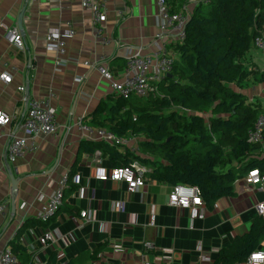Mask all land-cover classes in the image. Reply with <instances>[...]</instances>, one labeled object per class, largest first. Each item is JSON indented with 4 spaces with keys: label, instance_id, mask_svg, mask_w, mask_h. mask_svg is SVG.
Returning <instances> with one entry per match:
<instances>
[{
    "label": "crops",
    "instance_id": "0c3cea01",
    "mask_svg": "<svg viewBox=\"0 0 264 264\" xmlns=\"http://www.w3.org/2000/svg\"><path fill=\"white\" fill-rule=\"evenodd\" d=\"M199 1L202 0H168V4L175 11L185 8L191 12ZM23 9L24 46L17 48L7 42L4 34L7 27L17 25ZM105 14L102 23L105 41L100 42L94 35L91 13L82 7L80 0H0V72L7 70L12 74L10 83L0 80V110L14 116L6 131L21 136L27 107L25 97L40 99L49 94L53 95L51 105L57 110L58 125L54 134L39 136L36 149L26 150L13 161L6 155L9 137L5 133L0 136V202L9 204L8 210L0 215V253L5 247L11 248L13 242L24 248L22 254L13 250L19 264L26 261L27 264L28 261L29 264H68L71 260H75L74 264L90 260L101 264H142L145 260L200 264L195 246L201 242L212 263L219 249L229 247L236 236L249 230L252 218L257 215L253 205L263 199L261 193L237 189V195L215 201L217 207L208 208L204 218L194 220L189 228L188 210L168 205L172 184L148 178L145 186L128 193L123 182H102L93 176L96 152L107 169L121 165L119 162L110 161L99 150L77 156L81 140L96 139L80 136L75 122L90 121L99 101H113L115 95L98 72L83 66L82 61L105 62L112 74L119 77L125 67L126 47L151 51L157 30L155 0H111ZM68 26L75 31L66 41V55L72 61L57 66L55 54L45 47L47 33L51 28L63 32ZM167 46L178 57L175 45ZM245 62L255 64V69L258 67L253 56ZM78 76L83 79L78 80ZM253 81L251 77L234 87L249 100L264 97V84ZM20 85H24V92L18 91ZM106 115H109L107 110L101 117ZM72 165L74 175L66 184L62 208L46 225L26 226L17 237L27 218L37 219L58 180ZM8 169L19 178L13 214ZM118 201L123 202L122 210L116 207ZM22 202L27 203L25 209L20 208ZM82 210L93 212L94 221L85 222L80 217ZM46 229L56 230L58 238L55 243L42 246L37 239ZM145 241L154 248L146 250ZM258 249L264 251V240ZM34 256L39 263L34 262Z\"/></svg>",
    "mask_w": 264,
    "mask_h": 264
},
{
    "label": "trees",
    "instance_id": "16d2710c",
    "mask_svg": "<svg viewBox=\"0 0 264 264\" xmlns=\"http://www.w3.org/2000/svg\"><path fill=\"white\" fill-rule=\"evenodd\" d=\"M185 29L184 40L175 45L178 57L171 75L158 84V94L147 98L114 95L108 106L100 100L91 120H85L121 136H140L138 144L146 155L102 140L83 139L77 156L99 150L121 165L138 159L151 169L150 180L198 186L205 205L211 208L218 199L237 195L234 180L248 170L264 173V156L258 154L262 144L247 140L264 105L234 87L251 77L255 83H264V71L245 62L254 38L264 31V0L199 1ZM106 110L109 115L101 117ZM73 175L74 165L67 182ZM48 221L27 218L17 237L26 226ZM263 240L264 218L256 215L249 230L236 236L229 247L219 249L211 264L242 263ZM10 245L23 253L20 245Z\"/></svg>",
    "mask_w": 264,
    "mask_h": 264
},
{
    "label": "built area",
    "instance_id": "2783aa9c",
    "mask_svg": "<svg viewBox=\"0 0 264 264\" xmlns=\"http://www.w3.org/2000/svg\"><path fill=\"white\" fill-rule=\"evenodd\" d=\"M35 2L38 0H28ZM111 0H80L82 7L90 11L93 24H95L94 35L97 41H105L102 33V23L106 17V5ZM206 1V0H203ZM157 9V30L152 38L153 49L149 52H143L140 47H126L124 54L125 67L119 77H115L105 62L83 60L82 65L87 68L95 69L100 78L107 82L110 90L119 96L126 97L134 94L141 98H147L158 94V84L164 80L171 72L173 64L177 57L167 45L181 43L186 36V22L190 12L183 8V11H172L168 0H155ZM75 31L72 26L61 32L58 28H51L46 37L45 47L55 54V65L65 66L71 58L66 55V41L71 38ZM7 42L17 48H23L24 39L17 25H12L5 29L4 34ZM254 48L264 52V31L254 38ZM15 70V68H13ZM83 76H78L82 80ZM0 80L3 83H10L12 80L11 72L3 70L0 72ZM18 91L24 92V85H20ZM52 94L45 98L26 99V111L22 120L21 136H15L6 131V127L11 124L13 115L0 110V136L5 133L9 137L6 147L8 160L13 161L16 157L21 156L26 150H34L38 146L40 135L54 134L58 125L56 122L57 110L51 105ZM75 128L80 136H88L96 140H102L110 145L120 148H126L132 153H139L140 147L138 142L140 136L118 135L104 127L93 128L85 123L82 119H77ZM247 140L252 144H262L258 154L264 156V112L259 114L253 126L247 132ZM96 166L94 168V178L105 182L113 180L123 182L128 193H133L145 186L148 182L147 174L151 169L138 159L131 160L127 165L107 169L101 164L100 153L94 155ZM68 180V173L63 174L57 182L56 188L49 194L48 201L37 214V219L46 222L53 216L63 202L64 190ZM234 184L237 189L246 190L251 193H261L262 200H256L253 207L258 216L264 218V173L258 169L248 170L242 177L236 178ZM168 205L176 208L186 209L189 212V228L193 227V221L203 219L205 212L208 210L201 196L198 186L185 183H176L172 185L171 192L168 195ZM27 203L22 202L21 209H25ZM116 207L123 209V202L118 201ZM212 207H217L214 202ZM9 208L7 202H0V215L4 214ZM80 217L85 222L94 221V214L90 210L80 211ZM104 229V223L100 224ZM58 238L56 230L46 229L37 239L40 245L46 246L48 243H55ZM146 250L153 249L151 242L145 241ZM197 252V262L200 264H211L209 255L203 250L201 242L195 246ZM34 262L39 263L36 256ZM0 264H19L18 255L10 248L5 247L0 253ZM84 264H101L100 262L90 260ZM142 264H162L155 260H145ZM234 264H264V251L255 250L242 263Z\"/></svg>",
    "mask_w": 264,
    "mask_h": 264
},
{
    "label": "water",
    "instance_id": "95a60500",
    "mask_svg": "<svg viewBox=\"0 0 264 264\" xmlns=\"http://www.w3.org/2000/svg\"><path fill=\"white\" fill-rule=\"evenodd\" d=\"M24 11H25L24 9L21 10V12L19 13L17 17V26L22 34L24 33L23 26H22V18H23ZM170 75L171 74L169 73L168 76ZM26 89L28 90V84L26 85ZM8 176H9L10 184H11V212L13 214L15 212V195L17 193V184L19 182V178L14 177L10 169H8Z\"/></svg>",
    "mask_w": 264,
    "mask_h": 264
},
{
    "label": "rangeland",
    "instance_id": "374dc122",
    "mask_svg": "<svg viewBox=\"0 0 264 264\" xmlns=\"http://www.w3.org/2000/svg\"><path fill=\"white\" fill-rule=\"evenodd\" d=\"M170 53L172 52L171 49ZM250 56H253L256 65L258 66L255 70H258L259 72H263L264 71V52L259 51L255 48H252L251 50H249V52L245 55V60H249ZM255 81V80H254ZM253 81V82H254ZM264 84V83H262ZM264 86V85H263ZM264 90V87H263ZM253 100V99H251ZM254 101H260L263 105H264V97H255ZM109 104L111 103V100L107 101ZM142 155H144L145 153L143 151L140 152ZM146 155V154H145ZM151 156V155H150ZM152 157V156H151Z\"/></svg>",
    "mask_w": 264,
    "mask_h": 264
}]
</instances>
